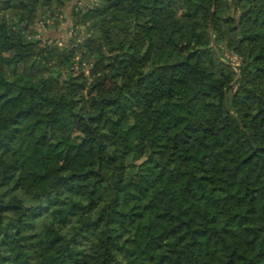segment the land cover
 Here are the masks:
<instances>
[{"label":"trees","instance_id":"16d2710c","mask_svg":"<svg viewBox=\"0 0 264 264\" xmlns=\"http://www.w3.org/2000/svg\"><path fill=\"white\" fill-rule=\"evenodd\" d=\"M86 1L0 0V264H264V0Z\"/></svg>","mask_w":264,"mask_h":264},{"label":"rangeland","instance_id":"374dc122","mask_svg":"<svg viewBox=\"0 0 264 264\" xmlns=\"http://www.w3.org/2000/svg\"><path fill=\"white\" fill-rule=\"evenodd\" d=\"M88 3H89V0L86 1V3H81L80 5L84 6V5L88 4ZM61 33H63V32H61ZM48 34L50 35V33H48ZM68 34L71 35V36H75L76 35L75 29H72L71 28L69 30V33ZM86 74H88V70L86 71ZM113 87L114 86H113V84L111 82H106V84H105V86L103 88V92H105V94L109 95V94L113 93V91H114V88ZM134 136H142V134L135 133ZM161 228H162V221L156 220L154 222V232L159 231ZM54 251H55V248L49 247L48 249H46L45 250V255H44L45 258H48V256H50L51 254H53Z\"/></svg>","mask_w":264,"mask_h":264}]
</instances>
